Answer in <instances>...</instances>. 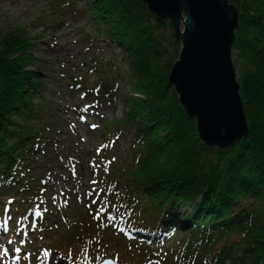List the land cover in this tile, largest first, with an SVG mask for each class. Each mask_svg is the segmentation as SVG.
Returning a JSON list of instances; mask_svg holds the SVG:
<instances>
[{"label":"trees","instance_id":"obj_1","mask_svg":"<svg viewBox=\"0 0 264 264\" xmlns=\"http://www.w3.org/2000/svg\"><path fill=\"white\" fill-rule=\"evenodd\" d=\"M229 1L239 12L233 51L249 137L227 149L201 142L196 120L179 105L169 82L170 66L160 62L171 55L168 20L153 14L142 0L89 1L94 40L104 35L111 43L102 44L122 50L125 57L84 61L88 67L67 75L66 96L81 94L97 111L119 97L122 79L135 89L127 96L125 118L113 126L106 120L102 137L113 147L117 137L133 132L132 160L125 168H105L109 147L98 150L102 204L124 230L123 246L101 247L112 252L107 257L120 262L117 248L129 244L139 261H154L153 253L130 243L169 237L183 244L181 264H264V0ZM23 38L16 32L0 38V226L8 217L12 237L15 222L31 218L41 205L48 182L33 170L56 143L44 120L49 104L43 98L46 82L35 67L37 43ZM90 208L93 218L98 209ZM105 216L99 213L98 221L83 217L82 243H68L66 249L60 240L50 264H76L73 254L88 253L93 243L99 248ZM85 260L80 255L76 262Z\"/></svg>","mask_w":264,"mask_h":264},{"label":"rangeland","instance_id":"obj_2","mask_svg":"<svg viewBox=\"0 0 264 264\" xmlns=\"http://www.w3.org/2000/svg\"><path fill=\"white\" fill-rule=\"evenodd\" d=\"M89 1L94 0H0V38L16 32L21 38H32L33 42L37 43L34 47V56L37 59L35 67L40 70L46 82L43 98L45 97L49 104L44 120L46 119L45 124L50 128V136L56 141L52 144L49 155L40 160L37 168L33 170L38 177H45L48 182L41 205L36 208L39 218L27 216L19 219L12 227L16 230L13 237L11 224L7 231L0 230V264H48L38 259L47 253L45 257L48 261L54 247L58 243L61 244L60 240L66 245V249L68 243L81 244V220L83 217H91L89 220L98 221L96 216L99 213L107 216L102 227L106 234L100 236L99 240L101 246L95 248L93 243L94 246L91 244L88 253L73 254L75 263L99 264L112 253L110 249L101 247L108 245L115 250L116 244H124L121 242L124 240L123 228L119 226L116 216L108 214L105 211L107 207L102 204L105 200L101 195L103 183L98 182L97 177L103 173V162L98 150L105 145L109 147L105 150L104 158L107 157L109 163L105 168H125L132 160L134 155L132 156L129 146L134 137L133 132L124 134L123 138L117 137L113 147H110V141L106 142L108 138L102 137L106 126H113L125 118L129 111L127 96L134 95L135 89L122 79L119 97L115 102L102 105L97 111L92 106L89 107L90 104L81 94L66 96L67 75L72 70H81L86 66L83 65L84 61L90 63L97 58L125 57L122 50H112L102 44L111 43L104 35L94 40L97 29L95 16L87 10ZM168 22L170 25L166 30L167 46L171 55L168 54L159 61L165 63L162 65L167 68L170 66V75L174 63L179 58L182 42L176 37L170 20ZM57 23L60 27L56 26ZM232 56L238 78L234 51ZM173 89L176 92L174 86ZM180 107L183 109L181 105ZM192 119L196 120L197 127V119ZM200 141L203 142L201 139ZM110 197L112 199L113 196ZM92 206L98 209V214L94 213L96 215L93 218L89 217L88 213ZM110 207L114 209L115 204ZM130 244L141 251L153 253L154 261L148 262L147 258L139 261L127 244L123 249L117 248L121 255L118 258L120 263L126 260L133 262L131 264H162L163 261L165 264H181L183 244L180 238H155L151 243L133 239ZM68 253L72 254L70 251ZM80 255L88 260L77 263Z\"/></svg>","mask_w":264,"mask_h":264},{"label":"water","instance_id":"obj_3","mask_svg":"<svg viewBox=\"0 0 264 264\" xmlns=\"http://www.w3.org/2000/svg\"><path fill=\"white\" fill-rule=\"evenodd\" d=\"M142 1L153 14L170 20L182 42L169 82L186 114L197 119L199 138L207 146L227 149L249 137L232 56L239 26L236 6L229 0ZM99 264L124 263L106 258Z\"/></svg>","mask_w":264,"mask_h":264},{"label":"snow or ice","instance_id":"obj_4","mask_svg":"<svg viewBox=\"0 0 264 264\" xmlns=\"http://www.w3.org/2000/svg\"><path fill=\"white\" fill-rule=\"evenodd\" d=\"M45 255H47V253H45Z\"/></svg>","mask_w":264,"mask_h":264}]
</instances>
